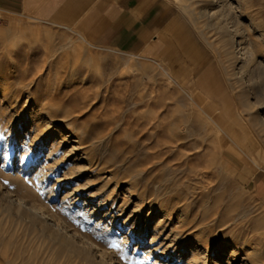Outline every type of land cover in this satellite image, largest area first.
<instances>
[{
	"label": "rangeland",
	"instance_id": "rangeland-1",
	"mask_svg": "<svg viewBox=\"0 0 264 264\" xmlns=\"http://www.w3.org/2000/svg\"><path fill=\"white\" fill-rule=\"evenodd\" d=\"M172 1L180 9L185 25L183 33L177 35L173 54L166 59H148L96 49L68 29L21 16L4 19L0 15V73L3 76L7 69L15 67L13 80L7 82L4 87L9 89L8 97L17 96L15 98L17 104L12 110H4L5 102L0 104V170L2 168L5 172L0 173V183L11 190L15 189L5 176L13 172L17 157L21 155L28 157L27 155L35 152L37 147H29V144H26L19 148V154L15 153L17 138L11 137L12 134L8 133L10 129L7 124L8 116L15 109L18 111L16 119L19 121L25 119L26 125H29V117L20 112L24 97L29 95L25 109L30 110L41 105L43 110L54 117L55 123L64 121L63 123L70 125L69 129L73 132L69 135L65 129L60 131V135L65 136L66 141L61 143L49 158H46V150L40 148L36 161H39L42 167L44 165L47 167L45 182L40 183L41 178L33 179L35 176L33 178L31 176L32 169L21 174L22 177L25 175L23 179L34 190V195L30 198L40 205L48 204L54 216L67 220L75 230L89 234L97 223L96 219H101L99 214L104 211L103 209H109V212L114 213L118 204L128 196L124 198L128 204L118 217L121 222L132 210V203L136 201L137 196L142 195L148 201L155 193L162 200H168L177 206H187L192 216L197 219L205 216L209 220V213L220 210L219 219L222 220L220 222L225 224L220 227L221 232L216 229L210 233L206 231L205 235L214 241L208 259L213 258L220 240L232 236L249 241V244L240 251V258L248 256L249 262L264 264V206L259 204L261 200L254 195L253 182L240 184L235 179L226 180L219 176L217 168L212 171L211 168L206 169L207 162L204 157L214 156L215 151L213 145L204 141L201 134L205 127L210 129V124L195 108L189 97L187 80L192 66L184 67L179 73L174 71L186 63L189 50L196 44L202 54L211 58L214 73L222 83H225L227 92L233 99L235 98V102L238 99L236 104L242 107L245 86L242 82L237 81L236 84L235 81L237 59L230 54L227 55L230 50L221 35L207 28L203 20L196 21L192 17L193 10L195 12L202 8L205 0ZM229 2L232 5L235 3L233 7L237 10L238 19L243 23L242 26L250 29L249 35L252 39H256L255 30L264 35V0ZM240 14L243 16H239ZM261 46L262 48L256 49L259 52L257 57L264 61V40ZM213 51L219 55L217 53L214 57ZM137 57L142 60H138ZM219 58L221 60H218ZM50 63L53 68L44 71V67ZM64 63L77 67L74 77L77 81L74 80L72 86L65 87L64 84H59L65 77V69H60ZM221 67L227 68L230 72ZM228 72L234 77H230L233 81L228 77ZM175 82H179L180 86ZM184 82L186 84H182ZM81 101L86 104L83 110L65 119L62 118L65 110L80 106ZM263 115L264 110L259 113V116ZM229 125L232 127L231 131L239 135L241 126L239 127L237 122L235 124L229 122ZM259 127V124L252 122L247 130L253 131L254 135ZM258 134L264 140L263 134L261 132ZM76 137L82 138L80 147L74 145ZM87 160L96 163L101 170L99 173L104 174V177L108 179L111 173L112 179L117 181L114 191L118 196L114 207L105 202V208H101L94 217L78 211L81 210L78 206L81 205L79 199L85 201V196L95 195L91 200L93 203L88 202L89 205H93L94 201L106 197L112 186L105 189L102 185L104 178L93 179L88 170L81 173L77 181L63 177L64 174L73 173L78 165L87 166L83 163ZM206 171L212 174L211 181L208 180L211 176L204 178L199 174ZM258 174L259 177H264V172L259 171ZM55 180L61 183L54 185ZM62 183L67 184L71 190L77 184L85 185L78 196L67 190L71 193L69 197L70 203L72 202L69 209L61 203ZM127 183L132 184L134 189L130 193H124V196L122 190L127 188ZM52 185L54 195L48 200L47 193ZM205 187L212 189L207 191L208 188ZM25 192L28 196L31 195L27 190ZM2 196L1 193L0 264H99L97 254L61 244L53 238L51 232L42 233L39 228L33 226L29 218L20 217L19 212L9 210ZM238 200L241 201L240 204ZM205 204L209 207L206 212ZM208 220L204 224H208ZM118 224H111L110 227L114 230L112 229L110 235L104 239L105 242L101 243V248L105 252L114 251L125 264H165L167 259L146 253L150 243L148 231L140 243L135 239L124 241L126 232L121 228L117 229ZM125 225L129 226L128 223ZM195 229L186 231L183 235L193 234ZM166 232L160 238H164ZM249 253L254 254V257H250ZM153 259H157L156 262ZM228 263L237 264L236 261L227 262L225 259H221L218 264Z\"/></svg>",
	"mask_w": 264,
	"mask_h": 264
},
{
	"label": "bare ground",
	"instance_id": "bare-ground-1",
	"mask_svg": "<svg viewBox=\"0 0 264 264\" xmlns=\"http://www.w3.org/2000/svg\"><path fill=\"white\" fill-rule=\"evenodd\" d=\"M233 5L229 2V0H205V5L202 8L196 10L195 12L193 10L192 17L196 21H200V19L203 20L207 28L214 30L216 34L221 35L224 38L223 42L226 46H228V50H230L227 55L230 54L232 57L237 59V72L235 71L236 73L234 74V76L237 74V77H235L237 79L235 81L236 84L237 81H240L245 86L244 100L241 99L243 100L241 102L242 107H239L240 105L238 106V104H236L238 99L235 102V98L233 99V97L227 92L226 86H224L225 83H222L217 74H215L214 71H210V69L206 75H203L204 77H202V79L199 78L200 81L197 82L194 87H187L190 90L189 97L192 104L195 106V108H197L203 118L207 120V123L210 124V129H206L205 127V130L203 133H201L203 135L204 141H208L209 144H212L215 151L214 156L210 155L209 157H204L205 161L207 162L206 169L211 168L210 171H212V169L215 170L217 168L219 170V176H223L226 180L235 179L240 184L258 181V184L255 186L253 184L254 195L261 200H259V204L264 206V177L261 180H259V177H257L259 175V171L264 172V140L258 134V132H261L264 136V115L259 116V113L264 110V61L258 59L257 54L259 52L256 50L262 48L261 42L264 40V35L261 32L255 30L257 36L255 35L256 39H252V37L249 35L250 29L248 27L242 26L243 23L239 21L236 14L237 10H235ZM242 5H244V3ZM239 16H241V14ZM206 27L204 28L206 29ZM217 43H219V41ZM206 47L208 48L209 46ZM191 49L192 51L187 57L188 59L186 60V65L194 62L196 63V60L199 59V47H196L195 44V46H193ZM216 54L214 52V57ZM138 60L142 59L138 58ZM218 60L221 59L219 58ZM185 64L182 65L181 68L175 69L174 71L179 73V71H182L183 68L186 67ZM160 67L158 68L161 69L162 67ZM50 68H53L51 63L44 67V71H48ZM221 68L223 69L225 67ZM60 69H65V77L59 84H64L65 87L66 85L72 86L74 84V80L77 81L74 78L77 67L74 68L73 65L64 63L60 66ZM7 70L8 71L6 73L4 72L5 74L3 76L2 73H0V104L5 102L6 106L4 107V110H12V108L17 104V99H15L17 96L9 95L8 97L7 93L9 89L4 86H6L7 82L13 80L15 67H13L11 70ZM227 71L230 72L228 69ZM229 72L227 75L230 74ZM227 75H225V77H227ZM228 77L230 78L233 76L229 75ZM169 78L171 79L170 76ZM83 80L85 79H81V81ZM166 80L169 79L166 78ZM181 81L182 80H180V82ZM175 83L180 86L179 82ZM182 84H186V82ZM232 90L233 88L231 87V94L233 93ZM237 93L240 92L237 91ZM28 98L29 95L24 97L20 112L29 117V125H26L25 119H22L21 121L16 119L18 111L15 109L14 112H11V114L8 116L7 124H9L8 127L10 128L8 133L12 134L11 137L17 138V145L14 147L15 153H18L19 148L24 147L26 144H29V147H37L35 148V152H30L27 155L28 157H23V155L17 157L14 163L13 172L5 176V178H7L9 182L13 184L15 189L11 190L8 186H4L2 183H0V194L2 193V198L7 204L9 210L19 212L21 215H19L20 217L24 216L25 218H29L33 226L39 228L42 233L51 232L54 236L53 238L61 244H67L68 247H75L76 249H79L83 252L93 253L94 255L97 254L99 264H125L120 260L118 254H116L114 251L105 252L101 248V243L105 242L104 239L110 235L109 233L113 229L110 227L111 224H118V222L121 224H118L117 229L121 228L124 230V232H126V235L123 238L124 241H132L135 239L137 243H140L142 242V237L145 235L146 231H148V233H150V243L146 248V253L151 255L153 254L152 256L155 255V257L157 256L164 260L167 259L165 264H170L172 262H175L176 264H218L221 259H225L227 262H232L233 260V262L236 261L237 264H257L249 262L247 259L248 256L245 258H240V251H242V249H244V247L249 244V241H247L248 239H243L242 237V239L238 237L233 238L232 236H228L226 239L221 238L222 240L219 241V244L216 248L218 250L213 254V258L208 259L207 256L211 253V248L214 247V241L213 239L209 240L205 235L206 231H209L208 233H210L212 230L215 231L216 229H219L218 231L221 232L222 229H220V227L225 224L224 222H220L222 221L219 219L220 210L209 213L211 216H208L210 218L209 220L205 216L201 218L199 217L197 219L196 217L192 216V212L187 208V206H177V204H172L168 200H162V198L155 195V193L152 194L154 196L148 201L147 198H144L142 195L137 196L136 201L132 203V210L129 211V213L121 222L118 217L128 204L127 200H124V198H128V196L124 198L122 197L123 200L121 203L118 202L119 204L115 208L116 211L114 213L109 212V209H103L104 211H100L101 214H99L101 219H96L97 223H95L94 227H92L90 230V235L85 232H79L75 230L67 220L54 216L49 210L48 204H45V206L40 205L30 198L33 197L34 190L26 183L27 181L23 179L25 175L22 177L21 174H23L24 171L32 169V178L35 176L33 179L36 178L35 180H38L41 178L39 180L40 183L45 182L47 179L45 173L47 167H45V165L42 167L40 162L36 161L38 160L36 157L39 155L40 148L42 147L43 150H46V158H49L53 153H55L60 144L66 141L65 136L60 135V131L65 129L69 135H72L73 132L69 129L70 125L63 123L64 121L61 123H55L54 117L49 112L45 111V109L43 110L41 105L40 107H36L33 104V109H25V105L28 104ZM85 105L86 104L81 101L80 106L74 107L72 110H65V113L63 114L64 116L62 118L65 119L74 115L75 113L78 114L85 108ZM254 108L258 109L255 110ZM216 112H222L221 114L223 115L216 114ZM239 119L241 122H239ZM229 122H232L233 124L237 122L239 127L241 126L239 135H236L233 131H231L232 127L229 125ZM252 122L259 124L260 126L259 130L254 132V135L253 131L250 132L247 130V127L250 126ZM185 133L187 132L185 131ZM57 138L59 139V142H57ZM81 140V137H76L74 144L75 147L81 146ZM24 154H27V152H24ZM86 158L87 157H85V159ZM83 163H85L87 166H75L76 169L73 173L70 172L64 174L63 177H66L69 180L77 181L78 177L81 176V173L88 170L93 179L104 178L102 179L104 180L102 185H104L105 189H109V187L112 186L106 197H103L101 200L94 201L95 204L93 205H89L88 202H91V200L95 198V195L91 194L87 197L85 196V201L79 199V201H81V205L78 206L81 210L78 211H81L84 215H87L88 213L90 217H94L101 208H105V202H109L111 207H114L116 198L118 196L115 195L116 193L114 191V189L117 187V181L112 179L113 175L111 173H109L110 179H107L106 176L104 177V174L99 173L101 170L98 169V165L96 163L94 164L89 160L83 161ZM1 170L2 172L0 173H5L2 168ZM199 174L204 178L211 176V178H208L210 181L213 179V176L209 173V171L204 172V174ZM31 176H29V178ZM86 179L88 180V178ZM59 183H61L59 180H55L54 185ZM54 185L49 188L47 193L48 200L53 198ZM83 185L77 184L71 190L68 188L67 184L62 183L61 188L63 189V197L61 199V203H63L64 206L66 205V207L69 209V205L72 202L70 203L71 197H69V194L71 193H69L67 190L69 189V191H72L73 194L75 193V195L78 196L80 192L82 193ZM19 189L20 191L22 190L21 193H19ZM133 189L134 188L132 184L127 183V188L122 191L123 194L130 193L133 191ZM211 189L209 187L207 191H210ZM25 190H27L31 195L28 196ZM199 193L201 194V192ZM239 200L238 204L241 202ZM208 208L209 207L205 204L204 211L206 212ZM73 212L74 211H72V213ZM82 213L80 214L82 215ZM116 213L118 214L116 215ZM77 217L79 218V216ZM207 220L208 224H204V222ZM126 223H128L129 226H126ZM142 226H144L143 229ZM89 227L91 228V225ZM192 229H195L193 234L189 233L187 236L183 235L186 231H190ZM164 232L167 234L164 236V238H160ZM97 233H99V235H97ZM165 240L168 242L166 243ZM151 250L156 251L154 253L153 251L151 252ZM250 255V257H254V254ZM153 260L156 262L157 259Z\"/></svg>",
	"mask_w": 264,
	"mask_h": 264
},
{
	"label": "crops",
	"instance_id": "crops-1",
	"mask_svg": "<svg viewBox=\"0 0 264 264\" xmlns=\"http://www.w3.org/2000/svg\"><path fill=\"white\" fill-rule=\"evenodd\" d=\"M0 15L59 26L93 48L148 59L171 56L185 25L172 0H0ZM198 57L196 63L185 64L192 66L187 80L190 87L209 69L213 71L210 57L201 50Z\"/></svg>",
	"mask_w": 264,
	"mask_h": 264
}]
</instances>
